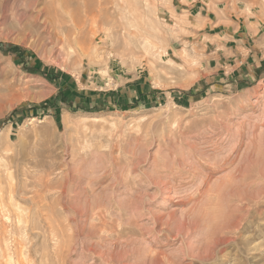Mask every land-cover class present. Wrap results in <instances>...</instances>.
Instances as JSON below:
<instances>
[{
	"label": "rangeland",
	"instance_id": "374dc122",
	"mask_svg": "<svg viewBox=\"0 0 264 264\" xmlns=\"http://www.w3.org/2000/svg\"><path fill=\"white\" fill-rule=\"evenodd\" d=\"M3 43L0 264H264V0H0Z\"/></svg>",
	"mask_w": 264,
	"mask_h": 264
},
{
	"label": "trees",
	"instance_id": "16d2710c",
	"mask_svg": "<svg viewBox=\"0 0 264 264\" xmlns=\"http://www.w3.org/2000/svg\"><path fill=\"white\" fill-rule=\"evenodd\" d=\"M0 48L4 49V50H13V49H17V46H14L12 44H0Z\"/></svg>",
	"mask_w": 264,
	"mask_h": 264
},
{
	"label": "bare ground",
	"instance_id": "6f19581e",
	"mask_svg": "<svg viewBox=\"0 0 264 264\" xmlns=\"http://www.w3.org/2000/svg\"><path fill=\"white\" fill-rule=\"evenodd\" d=\"M75 19V18H74ZM65 24V23H64ZM69 27V26H68ZM71 28V27H70ZM75 28V27H74ZM73 28V29H74ZM82 28V27H81ZM59 29H60V27H59ZM255 142V141H254ZM257 144V143H256ZM249 145V144H248ZM254 146V145H253ZM253 148V147H252ZM3 151V150H2ZM257 152V151H256ZM1 160V159H0ZM1 163V162H0ZM243 164V163H242ZM237 166V165H236ZM239 174V173H238ZM5 175H6V173H5ZM222 180V179H221ZM2 189V188H1ZM10 198H11V196H10ZM5 202V201H4ZM3 203V202H2ZM8 207V206H7ZM221 238V237H220ZM199 240V239H198ZM200 245V244H199ZM207 246V245H206ZM147 257V256H146Z\"/></svg>",
	"mask_w": 264,
	"mask_h": 264
}]
</instances>
